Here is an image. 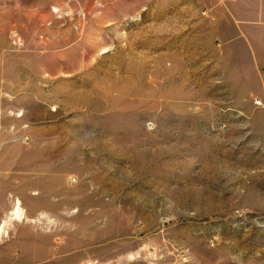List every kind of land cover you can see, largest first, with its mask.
I'll list each match as a JSON object with an SVG mask.
<instances>
[{"label":"rangeland","instance_id":"rangeland-1","mask_svg":"<svg viewBox=\"0 0 264 264\" xmlns=\"http://www.w3.org/2000/svg\"><path fill=\"white\" fill-rule=\"evenodd\" d=\"M210 5L0 0V168L35 193L0 264H264V98Z\"/></svg>","mask_w":264,"mask_h":264},{"label":"crops","instance_id":"crops-1","mask_svg":"<svg viewBox=\"0 0 264 264\" xmlns=\"http://www.w3.org/2000/svg\"><path fill=\"white\" fill-rule=\"evenodd\" d=\"M204 15L203 23L209 26L208 43L221 61L225 83L239 91L252 83L264 98V73L259 72L264 70V0H211ZM1 169L0 234L17 235L22 232V218L16 210H23L27 198L35 193L24 187L31 182L24 183L21 163L10 164L9 175Z\"/></svg>","mask_w":264,"mask_h":264},{"label":"bare ground","instance_id":"bare-ground-1","mask_svg":"<svg viewBox=\"0 0 264 264\" xmlns=\"http://www.w3.org/2000/svg\"><path fill=\"white\" fill-rule=\"evenodd\" d=\"M19 209H20V208H17V213H19ZM17 216H18V215H17Z\"/></svg>","mask_w":264,"mask_h":264},{"label":"built area","instance_id":"built-area-1","mask_svg":"<svg viewBox=\"0 0 264 264\" xmlns=\"http://www.w3.org/2000/svg\"><path fill=\"white\" fill-rule=\"evenodd\" d=\"M257 101V100H256ZM257 103H261L260 101H257Z\"/></svg>","mask_w":264,"mask_h":264}]
</instances>
